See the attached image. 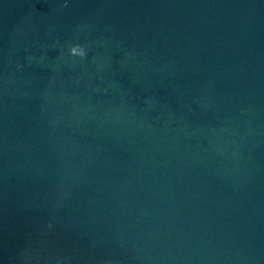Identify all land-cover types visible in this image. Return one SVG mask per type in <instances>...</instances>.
Listing matches in <instances>:
<instances>
[{"label": "water", "instance_id": "95a60500", "mask_svg": "<svg viewBox=\"0 0 264 264\" xmlns=\"http://www.w3.org/2000/svg\"><path fill=\"white\" fill-rule=\"evenodd\" d=\"M0 264H264V0H0Z\"/></svg>", "mask_w": 264, "mask_h": 264}, {"label": "clouds", "instance_id": "9594fccd", "mask_svg": "<svg viewBox=\"0 0 264 264\" xmlns=\"http://www.w3.org/2000/svg\"><path fill=\"white\" fill-rule=\"evenodd\" d=\"M71 55L73 57H81V58H84L85 57V52L82 48L80 47H76V48H73L71 50Z\"/></svg>", "mask_w": 264, "mask_h": 264}]
</instances>
